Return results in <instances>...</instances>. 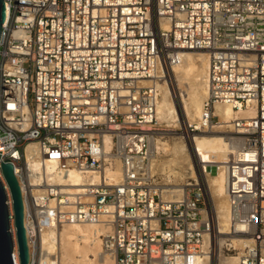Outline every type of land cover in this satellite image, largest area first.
<instances>
[{
    "label": "built area",
    "instance_id": "1",
    "mask_svg": "<svg viewBox=\"0 0 264 264\" xmlns=\"http://www.w3.org/2000/svg\"><path fill=\"white\" fill-rule=\"evenodd\" d=\"M4 1L0 161L12 164L20 188L27 264H56L45 232L97 222L107 226L101 245L114 264H216L203 190L190 183L187 195L164 199L167 189L146 166L157 131L156 80L187 50L208 55L207 94L191 133L219 123L216 104L253 112L231 119L229 136L239 140L224 168L228 234L250 242L225 249L241 251L238 264H264V0ZM31 143L37 153L27 156ZM46 157L57 160L53 173L41 168ZM116 167L115 178L106 174ZM70 171L96 180L58 181ZM0 182L11 259L20 264L1 165Z\"/></svg>",
    "mask_w": 264,
    "mask_h": 264
},
{
    "label": "bare ground",
    "instance_id": "2",
    "mask_svg": "<svg viewBox=\"0 0 264 264\" xmlns=\"http://www.w3.org/2000/svg\"><path fill=\"white\" fill-rule=\"evenodd\" d=\"M207 68L208 55L206 52L192 50L181 52L179 63L165 69L164 78L156 80L160 96L156 105V119L170 126L180 125L185 128L184 132H186V137H188L185 139L186 142L184 140L174 142V144L166 149L170 155L166 161V165L168 164L172 168V175L176 180L193 178L198 185H203L204 194L209 203L207 213L211 221L210 239L208 238L206 241V245L208 246L209 244L211 247L210 262L212 257H215L216 264H234L233 260H231L232 258L221 256H217L216 258V255H214L216 253L214 252V245L216 246V242L220 243L222 239L218 238L220 234L227 232V230L228 233L231 232L229 231L230 214L225 190L224 168L239 138L234 137L235 140H232L231 136L226 133L227 131L224 137L209 135L210 133H207L213 132L214 128L219 127L218 125L221 124V128L231 127L230 121L232 118L248 117L253 112L246 109L235 111L228 105L216 104L214 106V114L220 118L219 123L206 131L195 132L199 133V135L194 137L195 152L199 158L198 161L205 167V171H203L206 172L205 180L207 186L204 183H200L194 154L189 142L190 135L193 136L195 133H191L188 126L197 124L202 113L203 102L207 94ZM180 107L184 110L189 121H196L187 123L182 119ZM151 141L149 146L150 153L153 150L150 149L152 145L154 150H158L161 146L166 148V144L160 142L158 139H155L153 143ZM104 149L106 151L112 150V136L109 134L104 136ZM36 153V145L29 144L27 146V156H33ZM35 160H33V166L36 168L38 167V161ZM210 162H214L216 165H208ZM30 164L32 165V163ZM56 164V158L46 157L44 165L42 163L41 168H45L47 173H53ZM214 166L216 168L215 171L211 168ZM174 167H177L178 170L173 171ZM89 174L86 171H70L67 176L63 175L62 178L58 177V181L65 185L79 186ZM106 174L115 178L118 174V168L116 167L115 170H109L108 168L106 169ZM87 180L94 181L96 180V176H89ZM189 184L184 181V183L180 182L178 185L170 186V189L166 190L167 193H163V198L179 199L187 195L188 192L185 186ZM207 190H209L212 202L208 197ZM238 228L239 230L242 229V227ZM106 231L107 226L100 222L65 224L43 234V243L49 238L54 241L53 245H43V247L48 248L49 252L55 253L56 264H114L113 258L104 252L101 245L100 235ZM228 233L226 234L231 242L228 243L234 244L240 249L250 242L247 237ZM240 252L235 257L237 258L235 264H238ZM52 258L50 257V259Z\"/></svg>",
    "mask_w": 264,
    "mask_h": 264
},
{
    "label": "rangeland",
    "instance_id": "3",
    "mask_svg": "<svg viewBox=\"0 0 264 264\" xmlns=\"http://www.w3.org/2000/svg\"><path fill=\"white\" fill-rule=\"evenodd\" d=\"M181 110L182 109L180 107L181 117L187 123L196 121V120L189 121V119L187 118L184 110H182V111ZM200 117H201V115H200ZM221 125H218L219 127L214 128L213 132H208L207 134L210 133L209 135H219V136H222V137H224L226 135V133H228L230 135L231 134L230 133V130H231L230 128L231 127L221 128ZM154 127L157 129V131H155V133L152 134V136H151V140H152L151 143H153V141L155 139H158L160 142H163L164 144H166V148L162 147L159 144L161 147L158 148V150L157 149L154 150L153 145L151 144L152 147L150 149L151 150L153 149L154 151L152 150L151 153H150V151H148V154L149 155H148V161L146 163L148 174L151 176V181L153 183L161 186L163 189H170V186H172V185H178V184H180V182L181 183H184V181L185 182H188V183H192V184L196 183L198 185V183L194 181L195 179L191 180V178H185L184 180H176V178H174L173 175H172V171H171L172 168H170V166L168 164L166 165V163H167L166 161L170 157V155L168 153L169 151L166 150V149L170 145L174 144V142L183 141V140L186 142L185 139H187L188 137H186L187 134H186V132H184L185 128L184 127H181L180 125H172V126H170V125H168L165 122H159L157 119L155 121ZM156 132H158V133L156 134ZM198 135H199V133H195L193 136L190 135L189 142H190V146L192 148L193 154H194V160H195V164H196V169L198 170L200 183H202V184L204 183V185L207 186V182L205 180V173L206 172H204L205 171V167H203L202 166V163L198 161L199 158H198V156H197V154L195 152V141H194V137H196ZM209 164L216 165V163H214V162H210V163H208V165ZM211 168L214 171L216 169L215 166L214 167H211ZM175 170L177 171L178 168L177 167H174L173 168V171H175ZM198 186L202 190L204 189L203 188V185L202 186L198 185ZM185 187H187V185ZM207 191H208V197L211 200L209 190H207ZM203 193H204V190H203ZM205 199H206V203H208V199H207L206 196H205ZM211 202H212V200H211ZM226 233H228V230H227V232L222 233V234L219 235L218 238H222V239H221L220 243L219 242H216V246L214 245V252H216L214 255H216V258H217V256L232 258L231 260H233V263L235 264V262L237 260V258H235V257H237V255L239 254V253L236 254V252H238V249L232 250V248H230V251H227L225 249L228 246L227 243L230 242L229 237H228V235Z\"/></svg>",
    "mask_w": 264,
    "mask_h": 264
},
{
    "label": "water",
    "instance_id": "4",
    "mask_svg": "<svg viewBox=\"0 0 264 264\" xmlns=\"http://www.w3.org/2000/svg\"><path fill=\"white\" fill-rule=\"evenodd\" d=\"M5 10V1L0 0V33L2 23L6 17ZM0 165L12 201L13 225L15 227L19 262L20 264H27L29 254L23 224V202L20 188L16 176L14 175L12 164L2 163L0 161ZM10 217L11 215L6 205L5 187L0 182V264H13L11 259L12 240L9 230Z\"/></svg>",
    "mask_w": 264,
    "mask_h": 264
}]
</instances>
